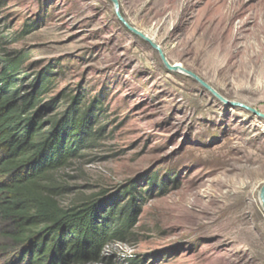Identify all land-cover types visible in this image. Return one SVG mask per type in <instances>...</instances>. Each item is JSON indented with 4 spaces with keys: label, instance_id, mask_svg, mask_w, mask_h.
Here are the masks:
<instances>
[{
    "label": "rangeland",
    "instance_id": "1",
    "mask_svg": "<svg viewBox=\"0 0 264 264\" xmlns=\"http://www.w3.org/2000/svg\"><path fill=\"white\" fill-rule=\"evenodd\" d=\"M119 13L222 98L264 114V0H117ZM50 81L43 131L76 99L94 136L47 185L67 209L147 192L100 263L264 264V120L225 106L117 19L108 0H0V61ZM107 202V203H109ZM0 264H20L0 237ZM25 264V263H21Z\"/></svg>",
    "mask_w": 264,
    "mask_h": 264
},
{
    "label": "trees",
    "instance_id": "2",
    "mask_svg": "<svg viewBox=\"0 0 264 264\" xmlns=\"http://www.w3.org/2000/svg\"><path fill=\"white\" fill-rule=\"evenodd\" d=\"M19 65L0 61V237L17 249L20 264L100 263L107 243L135 224L147 192H136L129 182L120 195L128 202L119 210L103 197L60 207L47 180L94 136L89 125L94 104L79 114L74 99L43 131V114L55 102L41 101L50 81L39 75L23 85L18 80ZM126 261L142 264L135 257Z\"/></svg>",
    "mask_w": 264,
    "mask_h": 264
},
{
    "label": "water",
    "instance_id": "3",
    "mask_svg": "<svg viewBox=\"0 0 264 264\" xmlns=\"http://www.w3.org/2000/svg\"><path fill=\"white\" fill-rule=\"evenodd\" d=\"M112 3V5L114 6V12L115 15L117 17V19L124 25V27H126V29H128L131 33H133L134 35L138 36L139 38H141L142 40H144L146 43H148L154 50H156L164 64V66L169 70V71H173V72H182L185 75H187L188 77H191L192 79H194L198 84H200L203 88H205L208 92H210L214 97H216L219 101H221L225 106L229 107V108H235V109H239L241 111H245L247 113L252 114L253 116L259 118V119H263L264 120V114L260 113L259 111H257L256 109H253L251 107H248L246 105H243L241 103H237V102H230L225 100L224 98H222L218 93H216L210 86H208L206 83H204L202 80H200L197 76H195L194 74L184 70L181 66H177V65H170L168 63V61L166 60L164 53L161 51V49L156 46L152 40H150L146 35L138 32L136 29L132 28L121 16V14L119 13V4L117 0H108ZM259 199H260V204L262 207V210L264 212V186L261 188L260 190V194H259Z\"/></svg>",
    "mask_w": 264,
    "mask_h": 264
},
{
    "label": "flooded vegetation",
    "instance_id": "4",
    "mask_svg": "<svg viewBox=\"0 0 264 264\" xmlns=\"http://www.w3.org/2000/svg\"><path fill=\"white\" fill-rule=\"evenodd\" d=\"M261 262H263L262 260L257 259V261L255 262L256 264H260Z\"/></svg>",
    "mask_w": 264,
    "mask_h": 264
},
{
    "label": "bare ground",
    "instance_id": "5",
    "mask_svg": "<svg viewBox=\"0 0 264 264\" xmlns=\"http://www.w3.org/2000/svg\"><path fill=\"white\" fill-rule=\"evenodd\" d=\"M150 40H152L151 38H149ZM178 66V65H177Z\"/></svg>",
    "mask_w": 264,
    "mask_h": 264
}]
</instances>
